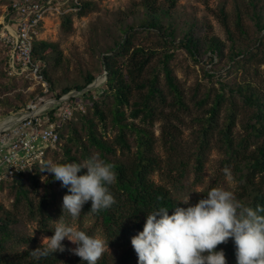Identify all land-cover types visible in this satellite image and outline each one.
Instances as JSON below:
<instances>
[{
	"label": "rangeland",
	"instance_id": "374dc122",
	"mask_svg": "<svg viewBox=\"0 0 264 264\" xmlns=\"http://www.w3.org/2000/svg\"><path fill=\"white\" fill-rule=\"evenodd\" d=\"M13 1L0 0V21L4 19L8 21L12 16L10 6ZM89 1L93 3L91 9L85 16H79L73 5L77 3L76 0H54V6L57 9L46 14L47 17L38 31V40L56 44L59 53H62L59 64H55V57L59 56L57 53L50 55L52 59L45 67L51 79L48 81L53 87L54 94L60 95L63 93V89L70 88L71 92L68 94L73 93L77 95L76 100H82V95L85 94L83 91L87 87L82 92H78L75 90L76 86L84 85L89 73L95 76L93 83H96V86L90 91L93 92L94 97H98L97 101L106 113V129H103L104 126L94 114L93 98L87 101V117L95 122L99 136L104 137V141L110 144L115 142L118 128L113 121L112 98L99 95L107 81V72L102 60L106 49L114 45L115 39L120 38V27L133 24L137 20L136 14H134V4L140 0ZM158 1L167 4L168 0ZM222 9L226 13L227 27L222 21L223 16L220 13ZM253 12L254 8L249 0H177V8L173 12L172 18L176 40L173 44L169 43V47L165 50H169L173 55L170 67L182 92L184 104L182 107L175 104L174 96L170 93L167 85L165 72L161 71L159 86L167 100L156 104V113L153 119L146 118L142 113L138 118H132L131 113L135 109L134 102L138 100L139 94H135L131 105L125 107L128 122H134L137 127L148 129L154 135L155 154L161 160V168L152 175V180L170 189L178 203L190 196V203L195 204L206 196L211 188L220 186L231 191L235 198L244 205L241 200L243 181L233 167L229 168L223 164L226 151L220 140L219 129L224 128L227 124L228 102L220 108L218 128L210 138L209 147L205 151L201 181H197L195 166L197 163L196 151L202 140L201 118L209 116L210 108L217 94L224 92L223 87L229 90L228 86H245L264 100V44H260L259 40L264 37V31L261 33L258 31ZM65 14L72 17V23L68 26H63ZM239 22H241L243 32L238 27ZM191 25H193V32L202 41L212 37L220 39L223 43L221 55H212L205 52L203 48L201 50L202 57L198 56L197 59L186 49L181 48L179 42L183 38L185 30H188ZM134 43L136 46L146 49L159 50L161 54L153 59V65H158L162 59V52L165 51L163 48L165 47L164 39L160 35L135 29ZM7 54L8 49L0 44V69L4 67L2 60L6 58ZM1 78L0 127L15 114L11 113L14 110L6 105V101L15 105L29 104L40 93V87L27 78H23V80ZM48 96H52V94L50 93ZM6 110H9L11 114H5ZM234 111L236 122L233 132L239 138L247 134L246 123L248 117L253 113V109L238 99ZM76 124L88 146L87 129L83 127L84 122L77 120ZM128 134L132 152H134L136 150L135 134L133 132ZM65 144L71 149V155L79 162L87 158L78 144H71L68 141ZM115 146L117 145L115 144ZM93 154H98L100 157L99 150L94 147L90 149L89 156ZM66 156L65 150L58 148L49 154L48 160L52 163H69ZM130 157L129 153H123L120 150L113 156H109L113 161H129ZM225 168L230 170L231 179L225 176ZM49 176H51L49 173L42 176L38 192H35L32 183L28 182L27 188L30 189V197L36 202H39L40 197L44 194L45 183ZM54 189L61 198L64 189L61 187V182L56 181ZM0 193L2 195L0 203L17 220L14 226L16 238L8 243L7 253L26 250L36 245L41 246L42 236L51 237L53 235L45 233L39 221L30 217L25 201L15 205L16 191L11 186L6 185ZM61 205L58 204L49 209L51 229L54 228L52 221L59 220L62 215V210L57 208L62 207ZM187 206L180 204V207ZM86 214L82 211L80 218L75 221L65 214V220L71 222L77 230H83L89 235H96L105 240L106 246L103 253L113 257L131 246L132 237L138 234H109L94 215ZM22 239H32L33 241L24 243ZM62 243L65 251L55 253L59 258L58 264H76L79 257L71 251L75 245L67 239ZM234 249L235 245L231 239L222 248L227 264H236Z\"/></svg>",
	"mask_w": 264,
	"mask_h": 264
},
{
	"label": "trees",
	"instance_id": "16d2710c",
	"mask_svg": "<svg viewBox=\"0 0 264 264\" xmlns=\"http://www.w3.org/2000/svg\"><path fill=\"white\" fill-rule=\"evenodd\" d=\"M254 8L253 16L258 31H264V2L263 0H249ZM77 9L79 16H85L91 9L93 3L89 0H78L73 4ZM135 12L137 20L130 25L120 27L121 36L115 39L114 45L104 52L103 65L107 72V81L102 88L100 96L109 97L113 100L114 124L118 128L115 142L107 143L104 137H100L94 121L88 116V99L93 100L94 114L106 129L107 116L102 106L97 101V96H93L92 91L82 95L85 104V112L76 111L73 117L61 128V141L57 147L48 151L47 156L39 163H36L31 169L17 175L11 181L0 184V192L6 186H11L16 191L15 205L26 202L28 205L29 215L32 219H37L45 233L53 234L51 231L49 209L62 204L63 196L67 194V189H63L62 197L54 189L55 182L53 176H49L45 183L44 194L36 202L30 197V189L27 188L28 182L34 186L35 192H38L41 186V178L47 172H42L45 165L49 162V154L60 148L65 150L66 158L69 162L75 161L71 155V149L65 144L67 141L71 144H78L83 149L84 155L88 158L89 151L92 147L99 150L100 158L114 165V171L117 174L116 182L109 186L115 203L108 209H102L93 213L98 222L101 223L104 230L109 234L127 235L139 233L143 230L146 215L160 207H166L171 215L175 206L180 207V203L174 199L172 192L164 185H159L152 180V175L161 168V160L155 154L154 135L148 129H141L134 122H128L126 119L125 107L131 105L135 94L138 100L134 102L135 109L132 110V118H138L142 113L146 118L153 119L156 113V104L165 102L166 95L159 86V75L161 71L165 72L167 85L170 93L173 94L175 104L183 106L182 92L175 81L170 62L173 55L165 48L169 43L173 44L176 40V31L173 22V12L177 8V0H168L166 3H159L158 0H140L135 2ZM11 11V8H10ZM12 12V11H11ZM222 21L226 25L225 10H221ZM63 26L72 23V17L65 14L63 17ZM240 21V19H239ZM241 28V22L238 23ZM1 29V25H0ZM135 29L147 33H156L164 39V52L158 65H153L155 56L161 54L154 48L146 49L142 46H136L134 43ZM193 25L185 30L183 38L179 42L181 48L186 49L194 58L202 57L201 50L212 55H221L223 43L220 39L212 37L202 41L193 32ZM260 44H264V37L260 38ZM163 44V45H164ZM4 45V44H2ZM5 46V45H4ZM7 49L8 47L5 46ZM9 50V49H8ZM56 44L44 40H37L34 43V57L46 64L52 59L50 55L59 53ZM241 52V51H240ZM61 54L55 57V64H59ZM3 69H0V78L10 80H23L24 76L12 75L8 62V54L2 60ZM46 78L51 81L46 69L44 70ZM150 73V74H149ZM149 75V77H146ZM1 78V79H2ZM26 79V78H25ZM95 76L88 74L87 79L82 86H76L75 90L82 92L86 87L91 85ZM102 82V81H101ZM100 82V84H101ZM224 86V85H223ZM229 90L223 87L224 92L217 94L216 99L210 108L209 116L201 118V142L196 154V178L201 181L205 164V151L209 147L210 138L218 128V119L221 106L228 102L229 115L227 124L224 128L219 129L221 134L220 140L225 146L226 158L223 164L227 167H233L243 181L241 200L245 206L256 208L257 205L264 207V100L259 95L250 91L245 86H228ZM147 90V91H145ZM71 92L70 88L63 89V93L57 98ZM54 95L53 87L50 85L49 94ZM240 99L244 105L251 106L253 113L248 117L246 123L247 134L237 138L234 135L233 128L235 125L234 109L237 100ZM76 103V98L73 99ZM8 107L17 113L26 108L28 104L15 105L8 101L5 102ZM9 110L5 114H11ZM83 121V127L87 129L88 146L82 137L76 121ZM129 132L135 134L136 150L132 152V144L129 140ZM105 134V133H104ZM65 142V143H64ZM64 143V145H62ZM115 144L118 146H115ZM120 150L123 153L130 154L129 161H113L109 156H113ZM76 162H79L76 160ZM86 171V170H84ZM83 174V171L82 173ZM62 206V205H61ZM62 210V207H57ZM91 202L84 205L82 211L89 213ZM17 220L6 210L0 203V264H58L59 258L55 255H49L45 258L36 259L32 256L31 251L40 247L36 245L32 248L7 253L8 243L16 238L14 229ZM24 243H32V239H22ZM226 243L218 245L217 251L221 250ZM235 255V249L233 251ZM76 264H82L79 257ZM97 264H138L137 254L132 244L124 249L116 257L103 253Z\"/></svg>",
	"mask_w": 264,
	"mask_h": 264
},
{
	"label": "clouds",
	"instance_id": "9594fccd",
	"mask_svg": "<svg viewBox=\"0 0 264 264\" xmlns=\"http://www.w3.org/2000/svg\"><path fill=\"white\" fill-rule=\"evenodd\" d=\"M4 148L6 145H0V151ZM10 159L5 155L0 164ZM42 172L61 182L67 194L61 217L52 221L53 235L42 236V244L31 251L32 256L40 259L63 252L62 242L67 239L75 245L71 251L82 264H97L106 241L77 230L65 220V214L77 220L89 201L91 209L86 215L110 208L115 203L109 188L117 180L114 165L93 154L81 162H48ZM224 173L231 179L228 168ZM180 204L188 206H175L171 215L166 207L146 215L143 230L131 239L138 264H227L225 252L216 249L229 239L235 245L236 264H264V207L245 206L220 186L211 188L195 204L190 203V196Z\"/></svg>",
	"mask_w": 264,
	"mask_h": 264
},
{
	"label": "built area",
	"instance_id": "2783aa9c",
	"mask_svg": "<svg viewBox=\"0 0 264 264\" xmlns=\"http://www.w3.org/2000/svg\"><path fill=\"white\" fill-rule=\"evenodd\" d=\"M78 2V0H76ZM12 16L0 21V44L8 47V62L12 75L24 76L40 87L39 95L25 109L15 113L9 126L0 132V160L7 155L10 162L0 164V184L41 162L48 151L61 141V128L76 111L85 112L83 99L73 101V93L60 98L48 96L50 83L44 73L43 62L34 57V43L48 12L57 9L54 0H14ZM10 11V12H11ZM0 193V201H1Z\"/></svg>",
	"mask_w": 264,
	"mask_h": 264
},
{
	"label": "water",
	"instance_id": "95a60500",
	"mask_svg": "<svg viewBox=\"0 0 264 264\" xmlns=\"http://www.w3.org/2000/svg\"><path fill=\"white\" fill-rule=\"evenodd\" d=\"M106 78H107V77H106ZM95 86H96V83H92V84L89 85V86L87 87V89L84 90L83 92L86 93V92L90 91L91 89H94Z\"/></svg>",
	"mask_w": 264,
	"mask_h": 264
},
{
	"label": "bare ground",
	"instance_id": "6f19581e",
	"mask_svg": "<svg viewBox=\"0 0 264 264\" xmlns=\"http://www.w3.org/2000/svg\"><path fill=\"white\" fill-rule=\"evenodd\" d=\"M12 121H13V120H11L9 123H7V124H5V125L1 126V127H0V132H1V130H2L3 128H5V127L9 126V125H10V123H11Z\"/></svg>",
	"mask_w": 264,
	"mask_h": 264
}]
</instances>
